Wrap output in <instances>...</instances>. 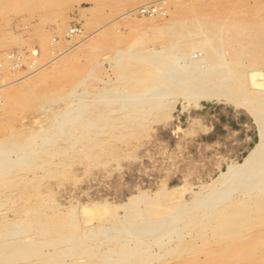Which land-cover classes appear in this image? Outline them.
Wrapping results in <instances>:
<instances>
[{
	"label": "rangeland",
	"instance_id": "obj_1",
	"mask_svg": "<svg viewBox=\"0 0 264 264\" xmlns=\"http://www.w3.org/2000/svg\"><path fill=\"white\" fill-rule=\"evenodd\" d=\"M144 4L163 8L165 13L142 15L140 8L145 6ZM75 26L82 32L70 35V29ZM192 48H195L194 59L198 61L201 59L200 62L204 66L207 64L208 67H219L220 63L217 62L220 59L217 57L223 54L221 59L240 76L239 84H236L238 86H234L230 92H224L220 101L202 100L196 104L194 100L188 98L182 100L172 98L173 101L168 98L160 99L162 101L150 100L146 96L147 93H144L146 88L155 83L168 81L165 78H169L167 71L171 69L168 68L169 65L175 70L170 72V76L174 73L175 76L179 74L181 77L185 72L181 71V68L188 60V57L182 58L181 54ZM175 51L180 55L177 56ZM216 52L221 55H217ZM133 57L139 59L134 60ZM155 57L160 60L161 65L158 66L160 62H157ZM180 58L184 60H182L184 64ZM174 64H178V68ZM163 65L167 70H163ZM123 73L124 75H121ZM252 75L258 85L250 81ZM263 87L264 0H0V138L5 135L7 136L5 138H8L13 136V133L14 135L17 133L18 138L20 132L21 135L23 132V135H31L27 137L36 138L40 133L39 135H43L37 136L36 141L41 143L45 136L53 131L51 121L55 118L52 116L54 109L62 110L72 103L76 105L74 101H78L79 104L85 99V102L92 103L90 104L92 112H87L86 115H92L91 117L102 115L98 118L99 124L97 122L94 125L101 131L91 126L92 128L88 129L90 131H87V134H90H86L87 137L90 136L89 140L84 136L85 133L80 135L83 132L81 131L83 126L80 125L75 136L78 134L81 138L71 140L73 148L67 145L69 148L57 155L60 146H64L68 141L62 136L51 143L50 148L37 152V156L40 157L36 156L34 161L39 160L37 161L41 164L39 167L32 166L33 171L30 170L32 167L25 170L27 181L23 186L27 188H24L28 192L27 194L25 191L26 197L30 196L34 201H30L29 204L32 205L29 207L35 206L36 211L39 206L46 207L48 202L50 205L62 207V209L55 207L58 211L56 213L55 208L51 210L47 206L46 213L50 217L41 209L40 216L37 212L34 213L37 218L45 220L48 218L52 222L49 224L63 233L77 230V238L84 242L91 241L94 245L99 244L100 239L106 238L107 234L103 235L104 233L97 231L101 225L112 226L114 221H117L113 218L128 221L131 215L134 216L135 208L146 212L143 218H163V226L168 224L166 220L171 223L168 225H172L173 222L175 225L177 222L175 216L179 218L176 223L179 226L184 225L182 224L184 219H187L186 223L188 219H193L190 220L191 223H187L188 225L185 223L187 229L184 226L183 229L180 227L181 233H169L165 229L164 231L173 237L170 236L172 240L168 239L170 237L167 235L166 238L162 237L160 240L164 242L160 245L158 244L160 241L156 243V237L151 238L144 233L146 239L150 237V240H147L152 242H149L151 246H148L149 250L153 247L152 253H149L150 256L147 254L148 258L145 257L142 261L132 257L125 264H264L262 214L253 210L243 218L244 221L240 219V238L245 236V240L249 238L253 240L247 241L246 244L244 242L238 244L235 253L234 248L227 245L234 242L235 237L232 236L237 235L232 234L233 230L228 226H223L222 230L213 229L215 217L210 218L213 220L211 223L208 219L210 212L215 211L214 208L221 209L225 203L226 206L252 195L246 192V178L243 179L242 175L237 180L232 179V182L229 179L233 178V175L227 177L228 183L225 177L227 185L224 184V177L220 176L229 166L243 163L261 139L260 129L264 124H259L258 109L256 112V108L253 109V105H256V100L253 99H258L261 95H252L250 99L243 94L244 91L258 89L264 94V91H261L264 90ZM177 89L179 88L171 87L169 91ZM211 89L223 92L219 88L217 90L216 86H212ZM119 91L127 94L123 95ZM105 92L107 97H112L115 94L111 93L117 92L115 96L126 99L130 92L144 93L145 98L138 104L129 101L124 102L125 104L120 101L122 104H119L118 98L113 96L116 100H111L113 104L110 105L112 103L110 100L107 104L98 97L100 93ZM96 94L97 97L94 96ZM229 94L234 95L233 98H230ZM242 100H245L244 105L240 103ZM258 106L255 107L264 113L262 111L264 105ZM138 107L143 108V111L137 112ZM262 119L264 117H261V121ZM102 120H106L107 124ZM97 132L101 134L95 135ZM88 141L91 144L86 143ZM40 146L41 144L38 145ZM262 150L256 153V157L259 155L262 157L255 159L254 155L252 158L253 164H258L264 159ZM257 159L260 160L257 162ZM222 182L225 187L221 189L219 187ZM211 190H220L222 193L216 196L212 204L204 200V195H209ZM245 192L248 194H243ZM35 195L38 198L34 200ZM199 195L200 204L201 200H204L205 203H209L207 207L196 202ZM229 195H233L230 197L233 202L228 201ZM40 196L42 199L39 202ZM179 205L181 207H177ZM190 205L195 206L192 207L195 210L189 212L192 209ZM203 210L204 216L203 212H200ZM59 211L62 213L59 214ZM181 211L183 214L186 212L185 216H181L183 215L180 214ZM189 213L196 214L198 219L194 220L196 217L193 218ZM170 214L175 215L172 218ZM8 216L15 218L14 211L11 210ZM205 217L206 221L209 220L206 223L203 222ZM73 220L77 224L67 226V223L70 224ZM198 220L200 223L196 225L195 222ZM205 225L207 227L204 229ZM191 226H194V229ZM93 229L98 237H94L95 233L91 234ZM181 234L184 236L178 240ZM87 235L89 237H86ZM224 235L233 240L228 238V241L224 242L227 240L226 237L223 238ZM255 239L258 241L257 245L255 242L251 243ZM131 242L133 243V240ZM55 245L57 247V243L54 247L53 244L46 246L47 252L52 253ZM242 245L243 247H240ZM248 246L251 249L247 250ZM84 259L90 264H106L105 259L90 260L88 257Z\"/></svg>",
	"mask_w": 264,
	"mask_h": 264
},
{
	"label": "bare ground",
	"instance_id": "obj_2",
	"mask_svg": "<svg viewBox=\"0 0 264 264\" xmlns=\"http://www.w3.org/2000/svg\"><path fill=\"white\" fill-rule=\"evenodd\" d=\"M145 5V4H144ZM168 10V9H167ZM166 15V14H165ZM221 31V30H219ZM233 33V32H232ZM238 33V32H237ZM241 33V32H240ZM221 34V33H220ZM239 35V34H238ZM237 35V36H238ZM220 38V37H219ZM242 43V41L240 42ZM253 43V42H252ZM210 44V43H209ZM243 44V43H242ZM247 45V44H246ZM175 46V45H174ZM222 46V45H221ZM173 47V46H172ZM196 47V46H195ZM245 47V46H244ZM181 48V47H179ZM165 49V48H163ZM162 49V50H163ZM194 49L195 48H192V49H189V50H186L185 52H183V54H181V57L184 58V57H188V60L185 61V65H183V68H181V71L184 70L185 72L183 74H181V77L180 75L178 74V76H175L174 73L170 76V72H175L174 69H172V67H170L171 65H169V63H167L169 65L168 68H171L169 70H167V67L165 69V66L163 65V67L161 69H163L164 71L167 70L169 72V75L168 77L170 78H165V79H168V81L166 82H161V83H155V84H152L151 86H148V88H146V91L144 93H147L146 96L149 97L150 100H159V101H162L160 99H163V98H168V99H177L180 98L181 100L184 98H188L190 100H194L196 104H199L202 100H212V99H218L220 101V98L223 97V94L224 92L227 93L229 90H231L234 86H238L236 85L239 81V78L240 76L237 75L235 73V71H233L230 67L227 66V64H225L226 61H224L222 56L223 54H216L217 55H221L218 56L217 58H219L220 60L217 62V64L220 63V65H222L220 67L218 66H213V67H208L206 66L207 64H205V66L203 65L201 59L200 61L196 60V58L194 59L195 57V54H194ZM200 50V49H199ZM120 51V50H119ZM201 51V50H200ZM222 51V50H221ZM33 52V51H32ZM121 54V52H119ZM122 53L124 54V51H122ZM127 53V52H125ZM176 53V51H175ZM173 53V54H175ZM223 53V52H222ZM129 54V53H128ZM141 55V54H139ZM138 55V56H139ZM177 55V53H176ZM180 55V54H179ZM177 55V56H179ZM240 55V54H239ZM132 56V55H131ZM146 56V55H145ZM142 57V55H141ZM8 58V57H7ZM121 58V57H120ZM124 58V57H122ZM121 58V59H122ZM126 58V57H125ZM127 58H129L127 56ZM131 58V57H130ZM129 58V59H130ZM134 58V57H133ZM138 58V57H136ZM134 58V60L136 59ZM142 58H145V57H142ZM178 58V57H177ZM139 59V58H138ZM137 59V60H138ZM149 59V57L147 58ZM157 62H160V60H157V57L154 58ZM159 59V58H158ZM169 59V58H168ZM176 59V58H175ZM175 59H172L174 61H176ZM181 62L183 63V59H181ZM183 60V61H182ZM206 61V59H204ZM133 61V60H132ZM145 61V60H144ZM179 61V59H178ZM177 61V62H178ZM163 62V60H162ZM175 62V64L177 63ZM207 62V61H206ZM229 62V61H227ZM137 63V62H136ZM152 63V62H151ZM181 63V65H182ZM205 63V62H204ZM148 64V62H146V65ZM155 64V63H154ZM159 64L161 65L162 63H158V66ZM164 64V62H163ZM174 64V65H175ZM180 64V63H179ZM184 64V63H183ZM151 65V64H150ZM173 65V66H174ZM178 65V64H177ZM175 65V67L177 66ZM157 66V67H158ZM232 66V65H230ZM235 66V65H234ZM145 67V65H144ZM156 67V66H155ZM174 67V68H175ZM154 68V67H153ZM178 68V66H177ZM176 68V69H177ZM233 68V67H232ZM235 68V67H234ZM156 69V68H154ZM153 69V70H154ZM158 70L160 68H157ZM140 70V69H139ZM151 70V69H150ZM174 70V71H173ZM178 70V69H177ZM180 70V69H179ZM146 71V70H145ZM148 71V70H147ZM166 71V72H167ZM247 71V70H246ZM165 72V73H166ZM180 72V71H179ZM244 72V71H243ZM134 73V72H133ZM160 73V72H159ZM158 73V74H159ZM181 73V72H180ZM162 74V72L160 73ZM247 74V73H246ZM121 75H124L121 74ZM155 75V74H154ZM174 75V76H173ZM243 74H241L242 76ZM258 75V74H257ZM151 76V75H150ZM158 76V75H157ZM155 76V78L157 77ZM163 76H166V75H163ZM260 76V75H259ZM159 78L161 77V75L158 76ZM157 77V78H158ZM258 77V76H257ZM126 78V77H125ZM139 78V77H138ZM153 78V77H152ZM154 78V79H155ZM163 78V77H161ZM261 78V77H260ZM134 80V78H132ZM255 79L254 76L252 75V83L253 84H256L258 85L259 83L255 82ZM129 80V79H128ZM123 81V80H122ZM244 82V81H243ZM137 83V82H136ZM240 83H242V80L240 81ZM239 84V83H238ZM242 85V84H241ZM212 86H216L217 87V90L218 88L223 90V92H219V91H215L213 89H211ZM243 86V85H242ZM261 86V85H260ZM171 87L175 88H179L177 89L176 91H169L171 90ZM215 88V87H214ZM259 88V87H258ZM264 88V87H263ZM132 90V89H131ZM243 90V89H242ZM260 90V89H258ZM244 91V96L246 98L252 96V95H255V96H260L258 99L256 98H252L253 100H256V105H252L254 106L253 109H255V112L257 110V118L260 119V122L259 124L263 125V121L264 119H262L261 121V117H264L262 115H264V113L260 112V108H257L259 107L258 105H264V94L259 92V91ZM113 91V90H112ZM115 91V90H114ZM118 91V90H117ZM124 91V89H123ZM234 91V90H233ZM241 91V90H240ZM262 92L264 90H261ZM100 92V91H99ZM121 92L123 95L127 94V92L124 94L122 91H119ZM125 92V91H124ZM230 92V91H229ZM117 93V92H116ZM116 93H111V94H115ZM130 96H127V99L124 98V97H119V96H115V98L117 97L118 98V102L119 104H122L120 103V101H122L123 103L124 102H140L141 99L145 98V94L143 93H139V94H136V93H133L130 92ZM232 93V92H231ZM59 94V92H58ZM118 94V93H117ZM120 94V93H119ZM63 95V94H61ZM80 95V94H79ZM82 95V94H81ZM110 95V94H109ZM108 95V96H109ZM129 95V93H128ZM132 95V96H131ZM150 95V96H149ZM226 95V94H225ZM230 95V94H229ZM239 95V94H238ZM238 95L236 97H238ZM50 96V95H49ZM97 97V94L94 95ZM93 96V97H94ZM112 96V95H110ZM107 97V93H100L99 94V99H102V102L106 101L107 104H109V100L113 101V99H115L114 97ZM152 96V98H150ZM228 96V95H226ZM234 96V95H233ZM233 96L230 95V98H233ZM242 95H240L241 97ZM43 97V96H42ZM101 97V98H100ZM229 97V96H228ZM239 97V98H240ZM244 97V99H245ZM75 98V97H74ZM44 99V98H43ZM48 99V98H47ZM50 99V98H49ZM56 99V98H55ZM60 99V98H59ZM58 99V100H59ZM65 99V97H64ZM83 99V98H82ZM81 99V100H82ZM148 100V98H146ZM165 99V100H166ZM236 99V98H235ZM241 99V98H240ZM239 99V100H240ZM251 99V97H250ZM249 99V100H250ZM46 100V99H45ZM85 100V99H84ZM83 100V101H84ZM97 100V99H96ZM116 100V99H115ZM217 100V101H218ZM232 100V99H231ZM237 100V99H236ZM238 100V101H239ZM252 100V101H253ZM51 101V100H50ZM81 102L79 104H77L76 101H74V103L76 105H70V106H65L64 109H54V115L52 114V116L54 118L52 125H53V131L50 132L49 135L45 136V138L42 140L41 143H39V141L37 142L36 141V138L37 136H41L39 135L40 133L38 132H35L36 134L38 133V135L36 136V138H32V137H27V135L31 136L30 134H27V135H23L24 133L22 132V135H21V132H20V135L18 138H16V134L14 135L13 133V136H9L8 138H5V136L1 139L0 138V264H44L45 262L51 264L50 262H53L52 264H90V262H87L88 260L87 259H84L83 258H90L91 259H99V260H103L105 259V262L106 264H125L126 261H129L130 258L132 257H136L137 259H141V261L143 259H145V257L148 258V255L149 253L153 250V247H152V250L150 248L149 250V245L151 246V244L149 242L151 241H148L147 239H149L150 237L152 238V236L156 237V243L159 242L158 244L160 245L162 240V237H165L166 235L168 237H170L171 235H169V233L171 232H176V233H181V229L180 227L183 229V226L186 225L187 223H191L190 220L191 219H188L187 223H186V220L187 219H184L182 222V226H179V225H176V223L179 221V218H177L178 216H175V220H177V222L175 223L174 225V222L172 223V225H168V224H171L169 223L170 221L169 220H166L168 221L166 224L168 225H165L163 226V223H164V219L163 218H159V219H150V218H143L145 215V211L143 209H140V208H135V213H134V216L131 215L130 216V219L128 221L126 220H119L117 218H113V219H116L117 221H114V224L112 226H100L97 230L98 233L102 232L104 233L103 235H106V238H102L103 240L100 239V241L98 242L99 244L97 245H94L93 242H91L90 240V243L88 241H85L82 240V239H79L77 238L78 236L76 235L78 232L77 230L74 232V231H70L68 230V232H65L63 233L61 230L59 229H56L54 226L50 225L49 223H52L50 220H48V218H37V215L40 216V211L42 209V211L44 210L45 213L47 212V206H49V208L54 209L55 207H58V206H54V205H50V203L48 202L47 203V206L46 207H43V206H39V208L36 209V211L34 210L36 207L34 206H31L29 207L31 204L30 201L32 202L33 200H31V197L28 196L26 197V193L25 191L27 192V188L24 185V182L27 181L25 180V175L27 174L25 170H28V167H32V166H35V167H39V164L40 162L38 163L37 161H34L35 157L37 156V152L40 150H44V149H48L49 145L51 143H54L56 142V140L59 138H61L63 136V138L65 137V141L66 139L68 141H66L65 145L64 146H60V150L58 149L57 151V155L58 154H62L63 152H65L69 147V145L71 146L70 148H73L74 144L72 143L73 141V138H75L76 140V137H80V135H82L83 133L85 137L86 134H87V131H90L88 129L92 128L91 126H93L94 128H97L95 127L94 125L97 124L98 122V118L99 116H102L101 114L98 116V115H93V117L88 116L86 115L87 112H92L91 110V106L90 104L92 103H89V102ZM111 101V102H112ZM152 101V102H153ZM169 101V100H168ZM227 102V100H225ZM234 101V100H233ZM232 101V102H233ZM237 101V102H238ZM245 100H242L240 101V103L244 102ZM80 102V101H79ZM95 102V101H94ZM143 102V101H142ZM170 102V101H169ZM175 102V100H174ZM248 102V101H247ZM71 103V102H70ZM97 103V102H96ZM104 103V104H106ZM168 103V102H167ZM245 103V102H244ZM52 104V103H51ZM50 104V105H51ZM55 104V103H54ZM106 104V105H107ZM112 103H110V105H112ZM116 104V103H114ZM125 104V103H124ZM133 104V103H132ZM142 104V103H141ZM146 104V103H144ZM159 104V103H158ZM249 104V103H248ZM48 105V104H47ZM130 105V104H128ZM140 105V103H139ZM170 105V104H169ZM244 105V104H243ZM246 105V104H245ZM57 106V105H56ZM132 106V105H131ZM135 106V105H134ZM171 106V105H170ZM257 106V107H255ZM52 107V106H51ZM143 107V106H142ZM247 107V106H246ZM98 108V107H96ZM132 108V107H131ZM144 108V107H143ZM143 108H139L138 107V110L137 112L139 111H143ZM249 108V107H247ZM263 107H261L262 109ZM52 109V108H51ZM93 109V108H92ZM146 109V108H145ZM144 109V110H145ZM131 110V109H130ZM135 110V111H136ZM50 111V110H49ZM52 113H53V110H51ZM94 111V110H93ZM116 111V110H115ZM118 111V110H117ZM127 111V110H126ZM260 113H259V112ZM262 111H264L262 109ZM114 112V111H113ZM133 112V111H132ZM252 112V110H251ZM254 112V111H253ZM252 112V113H253ZM112 113V112H111ZM134 113V112H133ZM132 113V114H133ZM250 113V114H252ZM109 114V113H108ZM131 114V115H132ZM254 114V113H253ZM256 115V114H255ZM254 115V116H255ZM135 116V115H134ZM52 117V118H53ZM104 117V116H103ZM101 118V117H100ZM108 118V117H107ZM120 118V117H119ZM255 117V119H257ZM52 120V119H51ZM258 120V119H257ZM100 121V120H99ZM103 122H105L104 120H102ZM101 121V122H102ZM257 122V123H258ZM99 124V122H98ZM101 124V123H100ZM106 124H107V121H106ZM82 125L84 130H82V126H81V131H83L80 135H76L75 136V133H76V129ZM109 125V123H108ZM98 126V125H97ZM51 128V126H49ZM104 127V126H103ZM260 127V125L258 126ZM264 126H261V129H260V134H261V139L260 141L258 142V144H256V146L251 150V152H249L250 154L244 159V162L239 164V165H231L228 167V169L226 170V172H223L222 176L220 177H224L223 178V181L226 177V180L227 177H231L233 175V178L231 177V182H232V179L234 180H237V178L239 179V176H241V178L245 179L246 178V181H245V188L247 189L246 192H250V196L249 198H245L243 197L242 199L235 201L233 202L231 200L230 196L229 195V200L228 201H232L233 203L232 204H228L225 206H222V208L220 209L219 208H214L215 211H211V215H209L210 217H208V219H210L211 217H215V226L213 229L217 228V229H224L223 226H228L229 229H232L233 230V233L232 234H236L237 237L235 235H233L232 237H235L234 238V242L232 243H228L227 247H233L234 248V253L237 249V246L238 244L240 243H248L247 241L251 240L252 238H249L247 240H245V236H243L244 238H240L241 236V231H239L240 229V219L243 220V218H246L247 214L252 212L254 210L257 211L258 214H262L264 216V159L258 163V164H253L254 161H252L254 155H255V159L256 158H260L259 156L262 157V155H259L258 157H256V153H259L260 150H262L264 147V129H263ZM49 128V129H50ZM100 128V127H99ZM28 130V129H27ZM47 132H48V129H46ZM45 130V132H46ZM93 130V129H92ZM97 130H99L97 128ZM105 130V129H104ZM31 131V130H30ZM78 131V130H77ZM80 131V132H81ZM101 131V130H99ZM117 131V130H116ZM45 132H44V135H45ZM46 132V134H48ZM79 132V133H80ZM93 132V131H92ZM108 132V131H107ZM29 133H32V132H29ZM43 133V132H42ZM78 133V132H77ZM95 133V132H94ZM34 134V131L32 133V135ZM90 134V133H88ZM87 134V135H88ZM98 134H101V132H97V134L95 135H98ZM15 136V137H14ZM23 137L21 139V137ZM75 136V137H74ZM94 136V135H93ZM7 137V136H6ZM26 137V138H24ZM34 137V135H33ZM83 137V138H85ZM90 138V136H88ZM87 137V139H88ZM92 137V136H91ZM5 138V139H4ZM39 138V137H38ZM43 138V137H41ZM82 138V139H83ZM95 139V137H92V139ZM97 138V137H96ZM40 139V138H39ZM89 140V139H88ZM100 140V139H99ZM81 141V140H79ZM92 141V140H91ZM98 141V140H96ZM75 142V141H74ZM93 142V141H92ZM95 142V141H94ZM86 143H90L89 141L86 142ZM40 147H38V145H40ZM56 144V143H55ZM53 144V145H55ZM73 144V145H71ZM91 144V143H90ZM52 145V144H51ZM68 145V146H67ZM36 146L38 148H36ZM51 147V146H50ZM49 147V148H50ZM80 146H78L79 148ZM84 147V146H83ZM263 147V148H262ZM86 148V147H85ZM262 148V149H261ZM53 149V148H52ZM81 149V148H79ZM71 150V149H70ZM83 150V149H82ZM264 151V150H262ZM51 152V151H50ZM52 152H54L52 150ZM48 153V152H47ZM40 154V152H39ZM55 154V153H54ZM66 154V153H65ZM13 155H15L16 157H13ZM49 155V154H48ZM37 157H40L37 156ZM51 157V156H50ZM264 157V156H263ZM62 158V157H61ZM50 159V158H49ZM260 159H257L256 161L258 162ZM34 161V163H32ZM42 161V159H41ZM51 161V160H50ZM255 161V163H256ZM36 162V163H35ZM52 162V161H51ZM50 162V163H51ZM41 165V164H40ZM34 167V169H35ZM33 167L30 169L32 170ZM24 170V171H22ZM36 170V169H35ZM33 171V170H32ZM24 172V173H23ZM239 174V175H238ZM235 176V177H234ZM240 178V179H241ZM229 180L227 181V183L229 182ZM242 181V180H241ZM33 182V181H32ZM27 183V182H26ZM25 183V184H26ZM226 183V181H224V184ZM30 184V183H29ZM223 182L221 183V186L219 184V188L223 187L224 184ZM239 184V183H238ZM227 185V184H225ZM235 185H237V183H235ZM242 186V184H240ZM233 186V185H232ZM239 186V185H238ZM208 187V186H207ZM225 187V186H224ZM227 187V186H226ZM244 187V186H243ZM26 188V189H24ZM231 188V187H230ZM242 188V187H241ZM243 188V189H245ZM222 189V188H221ZM235 189V188H234ZM214 190V189H213ZM211 190V193L209 195H204V200H207L210 204L214 203V200L216 198L217 195H219L221 192L220 190H215L213 191ZM224 190V189H223ZM228 190V189H226ZM213 191V192H212ZM238 191V190H237ZM236 191V192H237ZM240 191V189H239ZM238 191V193H239ZM242 191V190H241ZM35 192V191H34ZM244 192V191H243ZM243 193V194H248V193ZM232 193V192H231ZM237 193V194H238ZM28 194V192H27ZM208 194V193H207ZM222 194V193H221ZM229 194V193H227ZM235 194V193H234ZM240 194V193H239ZM30 195V194H29ZM242 195V194H241ZM47 196V195H46ZM206 196V197H205ZM224 196V195H222ZM221 196V197H222ZM228 196V195H227ZM245 196V195H244ZM34 197V196H32ZM42 197H45V196H42ZM202 197H203V194H202ZM225 197V196H224ZM223 197V198H224ZM38 198L35 197L33 198L34 200ZM213 198V200H212ZM222 198V199H223ZM40 198H39V202H40ZM47 199V198H46ZM200 199V195L199 197H197V200ZM202 199V198H201ZM204 200H201V204L203 205V207H207V205L209 203H205ZM218 200V199H217ZM237 200V199H236ZM45 201V200H44ZM51 201V200H50ZM196 201V200H195ZM220 201V200H219ZM227 201V202H228ZM34 202V201H33ZM37 202H38V199H37ZM197 203L199 202L200 204V200L196 201ZM225 202V201H224ZM43 203V201H41V204ZM195 203V202H194ZM218 203V201L216 202ZM221 203V204H222ZM229 203V202H228ZM200 204V205H201ZM219 204V203H218ZM220 204V205H221ZM35 205V204H34ZM46 205V204H45ZM181 205V204H180ZM177 206V207H181V206ZM186 206V205H185ZM191 206V205H190ZM196 206V204H195ZM195 206H191L192 207H195ZM198 206V204H197ZM61 207V206H60ZM58 207V208H60ZM188 207V206H187ZM202 207V206H201ZM218 207V206H217ZM176 208V206L174 207V209ZM182 208H184L182 206ZM210 208V207H209ZM62 209V207L60 208ZM157 209V208H156ZM190 209V208H189ZM195 210V208H192L189 210V212L191 210ZM225 209V210H224ZM13 210L14 211V217L15 218H10L8 216L9 212ZM207 210V209H206ZM213 210V209H212ZM55 211H56V208H55ZM62 211V210H61ZM59 211V214L60 212ZM66 211V210H65ZM65 211H62V212H65ZM173 211V210H171ZM176 210H174L175 212ZM178 213L180 212L179 210H177ZM187 211V210H186ZM198 211V209H197ZM37 212V215H35L34 213ZM58 211H56L57 213ZM61 212V213H62ZM182 212V211H181ZM196 212V211H194ZM193 212V213H194ZM200 212H203V216L205 215L204 214V210L203 211H200ZM199 212V213H200ZM208 212V210H207ZM214 212V213H212ZM13 213V212H12ZM108 213V212H107ZM112 213V211H111ZM186 213V212H185ZM184 213V214H185ZM197 213V212H196ZM206 213V211H205ZM209 213V214H210ZM47 214V213H46ZM106 214V213H105ZM113 214V213H112ZM172 214V213H171ZM170 214V215H171ZM177 214V212L175 213ZM171 215V217L173 218V216L175 215ZM180 214H183L180 213ZM181 215V216H185V215ZM220 214V215H219ZM49 214H47V217H50L48 216ZM178 215V214H177ZM188 214H186L187 216ZM190 215V213H189ZM189 215L187 217H189ZM193 214L191 213L190 216H192ZM196 214L193 215V218L196 217L195 216ZM198 215V214H197ZM202 216V217H203ZM111 217V216H110ZM120 217V216H119ZM171 217H169L171 219ZM75 218L74 214H73V219ZM107 218V217H106ZM168 218V217H167ZM165 218V219H167ZM191 218V217H190ZM201 218V217H200ZM218 220H217V219ZM108 219V218H107ZM141 220V221H138V220ZM182 219V217H181ZM198 218L196 217V219L194 218V220H197ZM205 221L203 222H207L209 220L206 221V217L204 218ZM65 220V219H64ZM63 220V221H64ZM193 220V219H192ZM191 220V221H192ZM201 220V223H202V219ZM211 220L209 221V223H211ZM105 221V220H104ZM110 221V220H109ZM213 221V220H212ZM244 221V220H243ZM195 222V221H194ZM65 223V222H63ZM76 223V221H72L70 224L67 223V226L70 225V226H74ZM110 223H113L110 221ZM186 223V224H185ZM193 223V222H192ZM196 225L197 223L199 224V220L198 222L196 221L195 222ZM77 224V223H76ZM179 224V223H178ZM204 224V223H203ZM66 225V224H64ZM188 225V224H187ZM186 225V227H187ZM208 225V224H207ZM207 225L203 226V228L205 229L207 227ZM59 226V225H58ZM63 226V225H62ZM202 226V225H201ZM185 227V226H184ZM185 227V228H186ZM193 227L194 229V226H191ZM199 226H197V229H198ZM237 227H238V230H237ZM202 228V229H203ZM253 228V227H252ZM61 229V228H60ZM165 229H167L169 233H167L166 231H164ZM187 229V228H186ZM185 229V230H186ZM192 229V228H191ZM190 229V230H191ZM203 229V230H204ZM81 230V229H79ZM84 229L82 228L81 231H83ZM201 230V231H203ZM207 230V229H206ZM210 230V229H209ZM241 230V229H240ZM247 230V229H246ZM249 230V229H248ZM91 234H94L95 233V236L94 237H98L96 235V232H94V229L91 230ZM183 231V230H182ZM188 231V230H187ZM200 231V232H201ZM205 231V230H204ZM159 232V233H157ZM190 232V231H189ZM206 232V231H205ZM208 232V231H207ZM206 232V233H207ZM212 232V231H211ZM144 233H147L150 237L146 239V236L144 237L143 234ZM188 233V232H187ZM201 233H204V232H201ZM264 233V232H262ZM261 233V234H262ZM79 234H80V231H79ZM78 234V235H79ZM87 234V233H85ZM175 234V233H174ZM231 234V235H232ZM81 235V234H80ZM81 236H83V234ZM145 235V234H144ZM176 235V234H175ZM188 235V234H187ZM230 235V236H231ZM248 235V234H247ZM56 236V238L54 237ZM93 236L92 239L94 238ZM166 236V237H167ZM178 236V235H177ZM180 236V234H179ZM178 236V237H179ZM182 236H184V234L182 235L181 234V237L178 239V240H181ZM189 236V235H188ZM86 237H89L88 235ZM153 237V239H154ZM165 237V238H166ZM173 237V236H171ZM168 238V239H171ZM221 237V236H220ZM226 237V235L223 236V238ZM157 238H158V241H157ZM227 238V237H226ZM228 238L231 240V237L228 236ZM228 238L226 241L224 242H227L228 241ZM174 239V238H173ZM203 239V238H202ZM237 239V240H235ZM86 240V239H85ZM133 240V243L131 242ZM150 240V239H149ZM172 240V239H171ZM229 240V241H230ZM233 240V239H232ZM231 240V241H232ZM253 240V239H252ZM95 241V240H94ZM155 241V240H153ZM202 241V240H201ZM180 242V241H179ZM250 242V241H249ZM254 243L257 245L258 244V241L255 239L254 241H251V243ZM57 243V247L55 245V249H53L54 247V244ZM152 243V242H151ZM185 243V242H184ZM262 243V242H260ZM259 243V244H260ZM51 244H53V247L52 249L54 250L52 253L51 251L48 253L47 250H46V246H50ZM155 244V243H153ZM157 244V245H158ZM165 244V243H164ZM182 244V243H181ZM180 244V245H181ZM196 244V243H194ZM215 244V243H214ZM226 244V243H225ZM156 245V244H155ZM200 245V244H199ZM219 245V244H217ZM179 246V245H177ZM210 247V246H209ZM216 247V246H215ZM240 247H243L240 246ZM246 248V247H245ZM51 249V250H52ZM179 249V248H178ZM244 249V248H243ZM247 250L251 249V247H247L246 248ZM246 249L243 251L244 253L246 252ZM50 250V249H49ZM174 250V248H173ZM192 250V249H191ZM254 250V249H253ZM167 251V250H166ZM226 251V249H225ZM197 252V250H196ZM200 252V251H199ZM238 252V251H237ZM251 252V251H250ZM258 252V251H257ZM152 253V252H151ZM239 253V252H238ZM148 254V255H147ZM154 254V253H153ZM157 254V253H155ZM53 255V256H52ZM147 255V256H146ZM159 255V254H158ZM150 256V255H149ZM152 256V255H151ZM238 256V255H237ZM67 258V260H66ZM129 259V260H128ZM136 259V260H137ZM150 259V258H149ZM89 260V261H90ZM49 261V262H48ZM150 261V260H148ZM167 261V260H166ZM241 261V260H240ZM44 262V263H42ZM87 262V263H86ZM97 262V261H96ZM140 262V261H139ZM147 262V261H146ZM244 262V261H243ZM45 263V264H47ZM240 263V262H238ZM93 264V263H92ZM140 264V263H138ZM144 264V263H143ZM149 264V263H148ZM152 264V263H151Z\"/></svg>",
	"mask_w": 264,
	"mask_h": 264
},
{
	"label": "built area",
	"instance_id": "obj_3",
	"mask_svg": "<svg viewBox=\"0 0 264 264\" xmlns=\"http://www.w3.org/2000/svg\"><path fill=\"white\" fill-rule=\"evenodd\" d=\"M140 13L142 15H149V16H152V15H155V14H159V13H165V11L163 10V8H160L158 6H154V5H145V6H142L140 8ZM79 32L81 33L82 30L80 28H78L77 26H75L74 28H71L70 29V32L69 34L70 35H73V34H79Z\"/></svg>",
	"mask_w": 264,
	"mask_h": 264
}]
</instances>
